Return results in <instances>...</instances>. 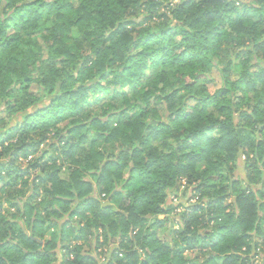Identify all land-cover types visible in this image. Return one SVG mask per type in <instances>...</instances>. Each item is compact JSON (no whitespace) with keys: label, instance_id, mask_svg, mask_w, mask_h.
Here are the masks:
<instances>
[{"label":"trees","instance_id":"1","mask_svg":"<svg viewBox=\"0 0 264 264\" xmlns=\"http://www.w3.org/2000/svg\"><path fill=\"white\" fill-rule=\"evenodd\" d=\"M0 264H264V0H0Z\"/></svg>","mask_w":264,"mask_h":264},{"label":"rangeland","instance_id":"2","mask_svg":"<svg viewBox=\"0 0 264 264\" xmlns=\"http://www.w3.org/2000/svg\"><path fill=\"white\" fill-rule=\"evenodd\" d=\"M239 1L240 2H247L249 0H239ZM151 74H152V72H151ZM205 82L208 84V88H209L210 94H214L215 92L221 90L222 87H223V81L221 79V75H220L219 71L216 68H211L208 71L207 76L205 77ZM124 92L125 93H129L130 92L128 95H131V93H132L131 91H129L127 89ZM31 158L29 160H21L22 165L24 167H26L28 161H30ZM65 171H66V168H64L61 173L64 176L67 177V173H65ZM38 173H39L38 171L37 172H32L30 177H33V176H35ZM235 175H236L237 179H242L246 175L245 174V158L243 156H240L239 159H238L237 170H236V174ZM185 184L186 183L183 182V186L181 188H179V190L177 192L172 193L170 195V198L168 200V205H170L171 208L175 207L176 205H179L181 200L187 201V202H190V203L195 202L196 199L190 197V190L189 189L187 190L184 187ZM3 207H4L5 211H6V214L9 215V216H11V214L15 212L14 210H11V209L9 210L8 208H5V207H7L6 204ZM181 212H182V208L179 207L176 210V212H174L173 214H171L169 216H161L160 219H166V225H168V227L171 226L172 223H174V228L175 229H179L181 227V223H180V220L177 217H178L179 213H181ZM75 221L77 223H79L81 220L78 219V218L77 219L75 218ZM160 232H161L160 235H162L161 236L162 239H164L167 242L171 243V240H170V237L168 236V233L164 234V231H160ZM48 233L50 234V232H48ZM48 233L46 235H49ZM85 248H86V251L93 252L94 244L87 242V243H85ZM186 254H187L186 256L189 257L190 259H193L197 255V253H195V252H189V253H186Z\"/></svg>","mask_w":264,"mask_h":264},{"label":"crops","instance_id":"3","mask_svg":"<svg viewBox=\"0 0 264 264\" xmlns=\"http://www.w3.org/2000/svg\"><path fill=\"white\" fill-rule=\"evenodd\" d=\"M245 178V177H244Z\"/></svg>","mask_w":264,"mask_h":264}]
</instances>
